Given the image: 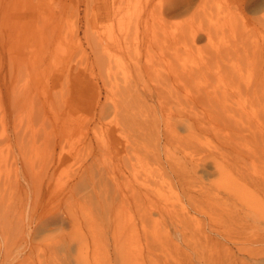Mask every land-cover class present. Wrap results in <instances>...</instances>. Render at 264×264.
<instances>
[{
  "label": "rangeland",
  "instance_id": "rangeland-1",
  "mask_svg": "<svg viewBox=\"0 0 264 264\" xmlns=\"http://www.w3.org/2000/svg\"><path fill=\"white\" fill-rule=\"evenodd\" d=\"M150 1L0 0V264H264V110L160 108L135 64ZM241 1L158 17L212 33L173 66L249 80L244 58L213 55L264 32V5Z\"/></svg>",
  "mask_w": 264,
  "mask_h": 264
},
{
  "label": "bare ground",
  "instance_id": "bare-ground-1",
  "mask_svg": "<svg viewBox=\"0 0 264 264\" xmlns=\"http://www.w3.org/2000/svg\"><path fill=\"white\" fill-rule=\"evenodd\" d=\"M30 1L22 0L20 2L22 8L28 6ZM135 1L127 0L128 11L133 9ZM209 1L152 0L140 13L138 23L141 24L145 21L151 33L142 39L137 37L139 42L142 40L141 43L143 42V45L147 46V64L142 65L141 60L135 64L138 65L141 74L145 72V78H154V87L149 88L151 99L155 100L162 109L203 108L207 111H217L220 116H229L231 110L235 106H240L242 102H250L252 106H258L264 110V32L260 33L261 37H255L257 33L253 32L255 34L253 35L250 31L252 35L247 34L248 38H245L243 33L244 36L240 37L241 41L237 44V47L227 50L217 49L213 53L218 58H244L247 61L246 65L250 68L251 78L249 80H245L237 63L229 62L230 69L226 68L227 66L224 67L226 80L219 85L205 78L204 74L207 71L208 64L205 67L197 66L196 68L182 70L173 66L172 59L174 60L178 56V45L180 43L188 46L187 48L189 46L192 48L197 47L198 43L210 39L212 33L203 23H194L188 29L171 32L168 31L166 25H163L161 31H158V27L155 25L158 17L164 21L165 17L178 15L190 9L194 10L195 16L202 14V12L206 14L207 9L211 7L210 5L208 7ZM262 5H264V0H242L240 9L253 13L260 9ZM56 21L54 32L58 31L61 25L60 16ZM152 21L154 23L150 24ZM260 38H262V42ZM156 57L159 60L158 63H155ZM161 64H163V68L160 69ZM201 75H204V78ZM32 219L35 220L34 216ZM63 220L64 218L61 216L54 215L51 217L48 215L42 217L40 222L41 227L46 229L61 224ZM259 258L260 256L251 257V260L258 261ZM231 259L232 257H228V260ZM242 261L246 263V259Z\"/></svg>",
  "mask_w": 264,
  "mask_h": 264
}]
</instances>
